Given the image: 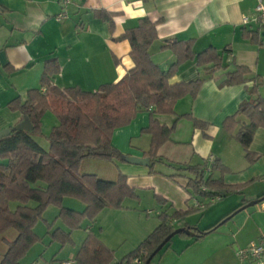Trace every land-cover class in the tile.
<instances>
[{
	"label": "crops",
	"instance_id": "obj_1",
	"mask_svg": "<svg viewBox=\"0 0 264 264\" xmlns=\"http://www.w3.org/2000/svg\"><path fill=\"white\" fill-rule=\"evenodd\" d=\"M255 5L256 0H74L67 6H63L61 0H0V131L22 121L20 113L11 109L10 102L18 99L22 104L30 90L40 89L41 75L49 61H53L51 64L56 68L52 83L59 89L77 87L94 92L101 85L119 81L133 67V61L128 41L118 38L136 27L140 19H147L155 26L156 39L148 52L151 61L163 71L176 61L170 50L162 49L165 40L187 43L194 54L208 48L217 52L225 47L230 50L223 54V68L219 70H206L208 66H198L191 58L179 64L169 77V84L198 79L202 82L193 98L187 95L175 102L174 115L155 116L158 122L171 126L175 116L190 114L207 127L202 132L193 128L188 119L177 120L169 140L157 150L156 155L161 161L153 163V173L150 165L129 164L124 160L125 157L148 158L145 154L150 137L141 132L149 121L147 112L138 113L127 126L112 134L111 143L123 159L108 162L111 170L105 177L100 176L101 180L113 181L117 174H121L139 198L138 189L155 191V196L164 201L163 204L152 202L156 207V219L148 217L153 210H147L144 216L134 206L138 201L130 199L132 203L127 205L123 200L122 208L102 209L91 221L84 218L79 228L71 231L56 215L55 220L61 225L50 229L54 223H47L50 229L47 234L52 241L49 259L34 248L35 243L22 263L61 264L71 261L74 264L73 259L86 234L92 232L113 251L111 264H114L157 227L161 212L170 215L179 211L184 215L179 224L174 222L175 227H186L194 236L175 235L150 264H259L254 260H239L235 251L250 243H258L264 236V202L234 213L212 231L205 230L240 204L255 201L264 189L255 197L231 200L196 218L194 212L200 210L197 203L206 206L211 204V197L221 195L205 193L208 192L206 188H202L199 195L190 194L186 187L188 174L176 168L200 166L204 178L210 175L214 160L227 168L228 173L220 175L214 171L211 178L221 179L226 186H241L239 192L223 195L212 203L227 195H242V187L245 188L250 181L233 180L228 176L247 169L251 164L232 136L245 120L237 117L239 123L231 134L222 129V123L251 99L248 89L253 84L252 78L258 84L257 95L264 100V27L260 28L251 21L241 23L242 17L254 15ZM60 13L67 19L56 21L55 16ZM236 66L246 67L250 80L243 85H226V73ZM249 150L257 156L252 164L264 168V129L255 130ZM156 166H162L164 170H157ZM78 202L80 204L75 207L83 210L84 205ZM65 210L70 213L76 209ZM204 219L206 222L202 223ZM103 222L107 223L104 225ZM56 229L69 231L70 236V242L64 247L60 245V250L52 246L53 243L58 245L50 235ZM76 230L79 232H74ZM30 251H34L33 257L27 259Z\"/></svg>",
	"mask_w": 264,
	"mask_h": 264
},
{
	"label": "trees",
	"instance_id": "obj_2",
	"mask_svg": "<svg viewBox=\"0 0 264 264\" xmlns=\"http://www.w3.org/2000/svg\"><path fill=\"white\" fill-rule=\"evenodd\" d=\"M119 39L128 41L133 61V67L119 81L101 85L94 92H85L77 87L59 89L52 83L56 68L51 64L54 62L49 61L41 75L40 89L30 90L22 104L18 99L10 102L11 109L17 110L21 118H28L32 130L14 131L0 139V243L4 246L0 264H24L22 259L40 240L33 229L49 206L58 208L57 218L71 231L79 228L84 218L93 220L104 208H122L125 199L139 200L136 190L127 185L121 174H117L113 181H105L95 174L79 172L84 160L122 161L123 156L112 145L111 137L116 129L127 126L138 113L149 114L148 124L141 132L150 137L145 155L152 173L153 163L161 161L156 155L157 150L169 140L177 120L188 119L193 128L205 131L207 125L193 119L190 114L175 116L171 126L160 124L155 116L174 115L175 102L187 95L193 98L202 82L198 79L169 84V77L179 64L194 58L198 66H208L206 70H219L223 68L222 56L230 51L229 48L225 47L221 52L208 48L194 54L187 43L165 40L162 49L170 50L176 61L163 71L151 61L148 52L156 39L154 24L140 19L136 27L126 31ZM248 76L246 67L236 66L226 73L224 83L229 86L243 85L250 80ZM251 81L253 84L248 89L251 99L241 104L222 123V129L231 134L239 123L237 117L245 120L232 136L240 144L249 163L257 159L249 150L254 132L258 128L264 129V100L257 95L256 79ZM46 112L54 117L55 124L46 136L48 148L43 149L34 136L42 134L41 118ZM176 168L188 174L186 187L193 195L201 194L202 188H206L208 192L205 193L223 196L237 192L241 187L226 186L221 179L211 178L214 171L220 175L229 172L218 160L213 161L207 178H204V170L200 166ZM64 197L80 201L84 205L83 210L67 213L61 205ZM31 201L35 202L34 206L29 205ZM156 201L164 203L159 197ZM255 201L257 204L264 202V193L259 194ZM244 205L240 204L205 231L214 230ZM183 215L179 211L170 215L161 212L157 227L114 264H143L164 238L177 229L175 223L179 224ZM69 231L56 229L50 235L62 246L70 242ZM112 262L113 251L92 232L86 234L73 259L74 264Z\"/></svg>",
	"mask_w": 264,
	"mask_h": 264
},
{
	"label": "rangeland",
	"instance_id": "obj_3",
	"mask_svg": "<svg viewBox=\"0 0 264 264\" xmlns=\"http://www.w3.org/2000/svg\"><path fill=\"white\" fill-rule=\"evenodd\" d=\"M54 124H55L54 117L49 112L44 114L42 121H41V133L42 134L34 136L36 142L43 149L48 148V140H47L46 136ZM156 167L155 168L157 170H164V167H162V166H156ZM110 170H111V167H110V164L108 162L99 161V160H84L81 163L80 168H79L80 173H82V174L83 173L95 174L98 179H101L100 176L105 177L106 175H108ZM154 176H155V173H154ZM228 176H229V178H231L233 180L250 179V181L247 183L246 187L245 188L242 187V189H241L242 195H238V196L237 195H227L225 198H223L219 202L207 204L203 209L198 210L197 212H194L197 215L196 218H198L200 216V214L203 213L204 211H207L210 209H211L210 211H213L215 208H220V207L224 206V204L228 203L231 200L237 199V201H238L241 198L255 197L259 191L264 189V168H262V165H254L251 163L247 169L239 170V171L234 172ZM138 192H139L140 198H139L138 202L134 203V206L144 216H146L145 212L147 210H153V214L148 216V217L151 219H153V218L156 219V215H155L156 211L154 210V209H156V207L154 208V204H152V202L155 204H158L156 202V197H155L156 192L153 190H147V189L146 190L145 189H138ZM131 203H132V201H130L128 199L124 200L125 205L131 204ZM77 204H80V203L74 198L64 197L61 200V205L64 208H66L67 210H70V209L75 210L76 209L75 211H81L82 208H80V210H79V208L75 207V205H77ZM29 205L34 206L35 202L31 201L29 203ZM58 212H59L58 208H56V207H53V206L47 207L44 210L41 219L37 221V223L33 229L34 233L40 237V241L35 244L34 248H36L41 253H43L42 255L46 259H49V256H50V254H49L50 248L49 247H50V243L52 242L50 240L51 238L48 236L47 232H49L50 229H53V228L57 227L58 225H61L58 220H55V217H56ZM205 222H206V219H204L202 221V223H205ZM47 223L48 224L54 223V224L52 225V228L49 229L47 227ZM106 223L107 222H103L104 225ZM109 224L112 225L111 223H109ZM201 227H203V226H201ZM74 232H79V230L78 231L76 230ZM80 232H82V231H80ZM55 244L56 243H53L52 246H54V247H56V249H58L60 247V244L59 243H57L58 245H55ZM66 246H70V244H67ZM62 247H64V245H62ZM62 247H61V249H62ZM244 248H246V247H244ZM58 250H60V249H58ZM236 251H238V249ZM3 252H4V246L0 243V256ZM33 252L34 251H30V253H28L26 258L28 259V258H30V256L33 257Z\"/></svg>",
	"mask_w": 264,
	"mask_h": 264
},
{
	"label": "built area",
	"instance_id": "obj_4",
	"mask_svg": "<svg viewBox=\"0 0 264 264\" xmlns=\"http://www.w3.org/2000/svg\"><path fill=\"white\" fill-rule=\"evenodd\" d=\"M74 0H61L63 6L69 5ZM67 19V16L63 13L55 16L56 21H62ZM249 21L255 23L258 27H264V0H256V5L254 8V15L251 18L242 17L241 23L247 24ZM221 199V196H213L210 198L209 202L212 203L214 201H218ZM196 207L198 209H203L205 207L202 203H197ZM235 256L239 260H254L259 264H264V236L261 237V240L258 243H250L246 246V248L238 249L235 252ZM138 263V261H135ZM61 264H72L71 261H64Z\"/></svg>",
	"mask_w": 264,
	"mask_h": 264
},
{
	"label": "water",
	"instance_id": "obj_5",
	"mask_svg": "<svg viewBox=\"0 0 264 264\" xmlns=\"http://www.w3.org/2000/svg\"><path fill=\"white\" fill-rule=\"evenodd\" d=\"M31 131L32 130V125L30 124L28 118H23L21 122L16 124L13 127H10L8 129H4L0 131V139L7 137L11 132L14 131ZM126 163L129 164H136L140 166H148L149 165V159L148 158H133V157H125L124 158ZM257 204V201L250 202L243 207L239 209V211L244 210L248 207H252ZM178 234H185V235H191L194 236L192 231L190 229H176L172 233H170L164 240L153 250V252L149 255V257L146 259V261L143 264H150V261L152 258L163 248V246L175 235Z\"/></svg>",
	"mask_w": 264,
	"mask_h": 264
}]
</instances>
